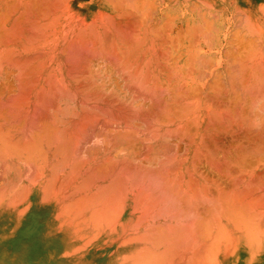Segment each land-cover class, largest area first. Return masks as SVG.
Instances as JSON below:
<instances>
[{"label": "bare ground", "instance_id": "bare-ground-1", "mask_svg": "<svg viewBox=\"0 0 264 264\" xmlns=\"http://www.w3.org/2000/svg\"><path fill=\"white\" fill-rule=\"evenodd\" d=\"M194 1L201 6L204 1L208 3L206 6L210 8V14L209 9L206 13L201 9L202 20L191 19L190 23L188 19L185 22L181 16L177 26H173L172 30L170 28L173 34L161 36L164 30L161 31L162 27H158L159 24L155 25L156 22H154L157 21V15L148 13L144 15L143 12L145 17L150 15L147 17L148 20L147 18L143 20L141 19L143 16H139L142 12H137L139 11L137 9L141 11L146 6L149 9L146 8L144 11L152 12L147 2L144 1L146 3L144 5L143 1L139 3L134 0L132 4H130L131 1L128 4L126 0L124 5L123 0L119 3L110 0L113 8L115 6L118 10H126H123L121 15L118 14L119 17H125L124 22L128 25L139 24V22L148 23L146 32L143 31L145 29L140 31L142 34L144 32L147 34V31L153 34L139 35L141 43L136 41L133 43L134 39L138 40L139 37L135 36L136 30L134 36L137 38L124 36L125 39L122 35L121 38L119 34L117 36L118 26L122 25L120 23L121 25L116 26L118 28L114 26V34L116 33L118 41L119 37L125 42L128 40L131 42L133 38L132 43H122V40L121 43L112 44L109 38L110 40H107L112 45L107 47L106 42V45L103 43L100 45L102 41L97 44L94 39L95 34L92 37L95 41L90 39L92 43L95 42L93 44L88 38L87 41L91 44H81L82 40L78 41L79 43L76 41L73 43L74 40H71V43H63L64 36L67 38V32L64 30L66 28L62 20L64 12L60 10L64 7L62 0H0V147L2 150L5 149L0 151V166L1 164L5 166L7 163L5 159L7 160L6 155L9 152L13 155L12 158L19 159L20 165L25 168L26 173L23 172V177L25 176L28 186L33 190L34 212L38 204V212L42 213L44 247L55 249L63 254L60 257V263L71 260L68 252L70 249L64 248L63 245H61L62 248L59 246L55 229L45 232L44 219H53L54 216L57 218L59 214H62V219L79 218L83 209L84 212L87 211L85 209L87 205L90 208L98 202L96 205L99 206L94 208L99 209L97 210L101 214L99 219L103 218L109 225L111 219H141L142 217L150 219L155 216L156 211L153 210L158 204L159 207L169 203L170 205L171 203L180 204L187 197L189 203L195 204L193 208L203 207V210L193 209L196 211H193L196 217L192 216L193 220L195 219L193 227L196 225L198 227L195 228L197 231L192 229L191 238L193 239L189 249L191 246L193 250L201 236L207 242L209 252L216 248L220 240H225L226 236L229 239L228 232L224 233L226 236L219 233L221 230L219 231V225L217 226L218 220L220 223L223 217L228 219L227 222L229 219L232 222L238 218L246 220L247 216L251 215L249 211L250 214L247 215L244 210L245 206L249 205L248 201L251 200L250 202L253 203L254 195L260 199V193H254L257 186H261V181H264V45L261 47L257 45V42H254L257 46H254L253 42V46L251 43L248 45L246 44L249 43L248 37L242 41L240 39L237 42L233 41L232 35L238 31L231 33L230 18L227 16L226 19H222V25L227 27L223 28L224 34L222 33L226 41L223 43L225 50L219 53L218 50L214 53L207 52L200 42L202 38L205 41L212 40L207 42L208 46H213L214 41L218 39V35L216 36L219 31L218 11L212 2H208L210 0ZM67 6L69 5L67 4L64 9ZM129 7H132L134 11H131L132 9L127 11ZM239 15L244 14L239 13ZM110 17L113 18V15ZM236 18L240 23L243 21L242 19L240 21L238 16ZM61 20L62 28H60ZM80 22L83 23L82 20ZM67 23L64 22V24ZM105 23L103 22L104 25ZM138 24L137 27L135 24L133 26L139 32ZM247 24L249 25V21ZM93 25L91 26L95 29L92 31L96 32V24ZM132 28L131 31L134 32ZM125 30L126 33L123 34L128 35L127 29ZM254 30L256 28L250 32L253 38L255 35L253 33L258 34V31L254 32ZM107 31H104L108 34L107 36H113L112 32L108 33L111 29ZM131 31H129L130 35ZM159 31L161 34H158ZM68 35L70 37L71 33ZM97 35L98 41L103 40L102 37L99 38L100 32ZM61 36H63V42L59 41ZM75 37L73 38L76 40L79 36ZM113 37L115 38V35ZM84 38L86 40V37ZM105 39L104 41H107ZM232 42L237 44L233 45ZM226 134L228 136L231 134V141L233 136H237L236 141L229 144L227 141L225 145L222 137H226L221 135ZM204 162L212 171L216 169L214 171L220 172L219 174L232 173L231 175L235 177L228 178H232L234 184L231 182L232 186L227 185L230 188H226L225 184L223 185L226 187L222 185V180L220 184L219 179L217 181L212 178L213 176L208 177L209 169L204 172L202 170ZM6 166L10 164L7 163ZM4 172L2 175H6V171ZM229 174L227 176H231ZM8 183L6 184L9 185ZM2 184H4L3 181ZM13 184L9 185V188L11 186L14 188ZM17 184L14 185L17 186ZM256 184L258 185L255 186ZM25 187L27 189V186ZM244 188H251L254 192L250 190L252 193L245 195L237 194L235 191L241 192ZM22 190L25 191L23 188ZM89 190L94 192L93 195L89 193ZM1 191L4 190L1 189ZM89 194L93 197H89ZM92 200L97 201L92 204ZM257 201L260 202V200ZM235 204L240 209L236 210L235 207L238 206ZM247 206L246 208L250 210ZM60 207H62L58 209L60 213L56 212V208ZM92 208H90L91 211L94 210ZM206 209L209 216L205 217ZM199 210L201 211L198 212ZM253 213L257 220L263 217V214L259 217L261 213L257 216L256 212ZM97 214L96 212L92 215L93 218ZM189 216L191 218V215ZM254 216L252 218L255 219ZM197 218L200 219L199 222ZM94 219H91L93 225L96 222V219L95 222L92 221ZM202 219H209L206 222L210 223L204 225ZM250 220L247 221L250 223ZM100 221L97 219L99 224ZM127 222L123 221L120 226L123 228ZM251 222L258 221L252 219ZM222 224L224 226L225 223L222 222ZM252 228L246 229L252 232ZM183 230L185 232V228ZM260 230H257L258 234H261ZM170 232L167 231V233ZM184 234L187 235L188 232ZM142 236L146 239V235ZM256 237L258 240L259 236ZM134 238L131 237L132 240ZM227 238L225 243L228 242ZM128 239L131 242L129 237ZM141 239L139 243H142ZM168 239L169 237L166 240ZM182 239L186 238H181V242ZM253 240L256 242L255 239ZM128 241L125 239L123 243L122 240L120 242L124 244ZM178 242L176 241L175 244L177 245ZM175 244L172 245L175 246ZM231 244L232 242L227 244L228 248ZM143 247L148 246L143 245ZM176 247L178 248V245ZM189 249L185 248V252ZM246 249L239 250L237 264L246 263ZM133 251L137 253L136 249L131 252ZM171 253L174 252L170 251ZM183 253L179 251L174 254L172 256L174 263L170 264H182L181 260L186 258ZM151 254L154 257L157 253L151 252L147 260ZM128 255H125V259L131 256ZM146 257H144L145 260ZM166 258L169 260L165 259L167 262L172 259L168 255ZM138 259L139 257L136 260ZM148 261L138 263L148 264ZM132 264H134L133 261Z\"/></svg>", "mask_w": 264, "mask_h": 264}, {"label": "rangeland", "instance_id": "rangeland-1", "mask_svg": "<svg viewBox=\"0 0 264 264\" xmlns=\"http://www.w3.org/2000/svg\"><path fill=\"white\" fill-rule=\"evenodd\" d=\"M111 1H113V0H111ZM115 2H117V3H119L120 2V0H114ZM141 1V0H140ZM153 1V2H152ZM64 2H66L69 6H67L66 7V9H64L65 8V6L67 5L66 3H64ZM152 2V3H151ZM188 2V3H187ZM208 2H212L211 0L210 1H208ZM62 3H63V5H64V7L63 8H61L60 10L62 11V13H63V18H62V20H63V25H64V27L66 28V29H64V30H66V32H67V38L64 36V40H63V36H61L62 38H61V40H59L60 42H63V43H71V40L73 41V43L76 41V42H80L81 40V44H86V43H90L92 40H90V39H93L92 37H94L93 35L95 34V37H94V39L97 41V44H100L99 42H101V44L100 45H102V43H103V45H106V44H108V45H106L107 47H110V45H112L113 43H117V42H120V41H122V43H127L128 41H130V40H128V41H124V39H121L122 37L123 38H125L126 36L127 37H129V36H134V34H135V30H136V32H137V34L135 35V36H141V35H143L145 32H146V30H147V28H148V23H140L139 22V24H138V27L140 28L139 29V32L137 31L138 29L137 28H135V27H137V24L136 23H133V24H135V27L133 26V24H131V25H128L126 22H124V21H126V19H125V17H119V15H121L122 13L121 12H123V10L124 11H126L125 9H120V10H118V9H116L115 8V6H114V4H113V6H114V8L111 6V3H107V0H68V1H66V0H62ZM61 3V4H62ZM153 3H154V5H155V8H153L154 7V5H153ZM190 3H191V5H190ZM198 3H199V1H198ZM213 3V2H212ZM66 4V5H65ZM150 4H152L153 6H151V8H150V10H152V12H145L144 10H146V9H141V11H140V9H137V10H139V11H137L138 13H140V12H142V13H140V15L139 16H143V12H144V15H147L146 13H148V14H150V15H157L156 16V20L158 21L159 19V21L157 22V21H154V22H156L155 23V25H158V27L160 26V27H162V29H160L161 31L162 30H164V31H162V33L163 34H161V31H159V33L158 34H161V36L163 35V36H168L169 34H173V32H171L170 31V28H171V30H172V28H174L175 26H177V23H178V21H181L179 18L182 16L183 17V19L185 20V22H187V21H189V23H190V20L191 19H193V21H200V20H202V18H201V9H203L204 10V12L206 13V12H208V9H209V14H210V8H208L207 6H206V4H208V3H206L205 1L202 3V6H201V4L200 5H197V2H195L194 0H187V1H185V0H150ZM63 5H61V7L63 6ZM125 5V4H124ZM127 5V4H126ZM196 7H195V6ZM194 6V7H193ZM68 8V9H67ZM116 9V10H115ZM132 9V7L130 8H128L127 9V11H130ZM149 9V8H148ZM197 9V10H196ZM66 12H65V11ZM149 10V11H150ZM131 11H134L133 9L131 10ZM105 12V13H104ZM66 13V14H65ZM108 15H107V14ZM117 13V14H116ZM227 13H229V15L231 14L229 11H227ZM119 14V15H118ZM167 14V15H166ZM234 15L236 14V13H233ZM237 14L239 15V13L237 12ZM99 15V16H98ZM100 15H102V16H100ZM107 16V17H105V16ZM113 15V18H114V20H113V18L112 17H110V16H112ZM150 15H148V16H143V18H141V19H143V20H145L144 18H147V17H150ZM171 16L170 18H169V16ZM174 15H176V16H174ZM66 16V17H65ZM103 16H104V18H103ZM109 16V17H108ZM138 16V15H137ZM186 16V17H185ZM225 16H226V18H227V14H225ZM76 17H78V18H76ZM99 17V18H98ZM102 17V18H101ZM229 17V16H228ZM243 17H244V15L243 16H241V15H239V17L238 18H240V21H241V19L243 20ZM72 18V19H71ZM110 18V19H109ZM122 18V19H121ZM230 18V17H229ZM102 20L103 22H106L105 23V25L103 24V22L102 21H99V20ZM105 19H107V20H105ZM119 19V20H118ZM124 19V20H123ZM149 18H147V20H148ZM170 19V20H169ZM188 19V20H187ZM209 19V23H210V18H208ZM62 20H61V25H62ZM83 21V23L82 22H80V21ZM91 20V21H90ZM105 20V21H104ZM109 20V22H107ZM118 20V21H117ZM146 20V21H147ZM165 20V22H163ZM167 20V21H166ZM173 20V21H172ZM187 20V21H186ZM207 20V19H206ZM239 19H237V21H238ZM117 21V22H116ZM173 23H172V22ZM220 21V22H219ZM64 22L65 23H67V24H64ZM92 22V23H91ZM94 22H96V23H94ZM100 22H102V24H101V26L99 25L100 24ZM119 22V23H118ZM168 22V23H167ZM217 22L219 23V31L216 33V36L218 35V39H216L215 41H214V45L212 46V45H210V46H208L209 45V41H212V40H204V38H202L201 39V42H200V44L202 45V48H204V50H206L207 52H209V53H214V52H216V50H218L217 52L219 53V51H223V49L225 50V48L226 47H223V43H226V41L224 40V37H223V35H222V33L224 34V29H226L227 27H225L224 25H222V19H221V15H220V18L219 17H217ZM230 22L232 23V21H231V18H230ZM230 22H229V24H230ZM239 22V21H238ZM88 23V24H87ZM122 25H121V24ZM160 23H162V24H160ZM175 23V24H174ZM189 23H187V24H189ZM241 23H242V21H241ZM84 24V25H83ZM93 24H96V28L98 29V31L101 33V35L99 36V38L100 37H102V39L103 40H97L98 39V31H97V29H96V32L94 31H92V29L94 30L95 28H93V26L95 27V25H93ZM109 26V28H107L108 26ZM121 25V26H118V25ZM141 24V25H140ZM154 24V23H153ZM226 24V23H225ZM239 24H240V22H239ZM239 24H235V25H239ZM63 25L60 27V28H62L63 27ZM90 25V26H89ZM91 25H93V26H91ZM140 25V26H139ZM162 25V26H161ZM70 28H69V27ZM71 26H73V27H71ZM105 26V27H104ZM107 26V27H106ZM114 26H115V28H118V32H117V36H119L120 35V37H121V35H122V37L120 38L119 37V41H118V38L116 37V33L114 34ZM116 26H118V27H116ZM125 26V27H124ZM126 26H127V28H126ZM130 26V27H129ZM172 26V27H171ZM174 26V27H173ZM205 26V25H204ZM86 27V29H84L83 30V28H85ZM112 27V28H111ZM123 27V28H122ZM134 29H133V28ZM142 27H146V28H142ZM157 27V26H156ZM167 27V28H166ZM101 28V29H100ZM102 28H103V31H102ZM121 28V29H120ZM131 28H132V30L134 31V32H132L131 31ZM205 28H207V27H205ZM221 28V29H220ZM224 28V29H223ZM111 29V31H109ZM120 29V30H119ZM123 29V30H122ZM125 29H127V32H128V35L126 34H123V33H126V30ZM129 29V30H128ZM142 29H145V30H143V31H145L143 34H142ZM167 29V30H166ZM169 29V30H168ZM72 30V31H71ZM90 30L92 31V32H90ZM101 30V31H100ZM109 32H108V31ZM117 30V29H116ZM115 30V31H116ZM141 30V31H140ZM221 30V31H220ZM75 31V32H74ZM89 31V32H88ZM104 31H107L109 34L112 32V34H113V36L115 35V38L112 36V35H109V36H107L108 34L106 33V32H104ZM120 31H123V32H120ZM129 31H131L132 33H133V35H132V33H131V35H130V32ZM226 31V30H225ZM233 31H235V29L233 28V30H232V28H231V33L232 34H234V32ZM98 32V33H97ZM105 33L104 35H103V33ZM63 33V32H62ZM71 33V36L70 37H72V39L69 37V35L68 34H70ZM75 33H76V35H75ZM90 33V34H89ZM97 33V34H96ZM121 33V34H120ZM235 33H236V31H235ZM83 34H85L84 36H83ZM119 34V35H118ZM153 34V33H152ZM150 32H148L147 31V34L145 33V35L146 36H148V35H152ZM168 34V35H167ZM231 34V35H232ZM236 34H238V35H236ZM236 34H234V35H232V40L233 41H236V40H241L242 41V39H244V38H242L241 37V35H239L240 33H236ZM88 35H90V37L88 36ZM156 35H157V32H156ZM219 35H220V38H219ZM236 35V36H235ZM75 36H79L76 40L73 38V37H75ZM83 36V37H82ZM125 36V37H124ZM133 37V38H137V37ZM140 36L137 38L138 40H135L134 39V41H133V38H132V40H131V42H128L129 44L130 43H132V41H133V43H135V41L136 42H138V43H141L140 41H142L141 40V38H140ZM160 36V35H159ZM80 37H82V38H80ZM84 37H86V40H85V38ZM96 37H97V39H96ZM104 37H107L106 39L104 38ZM126 37V38H127ZM144 37V36H143ZM76 38V37H75ZM89 39V41L90 42H88L87 40ZM109 38H111V40L109 39ZM112 38H114V39H112ZM125 38V39H126ZM68 39V40H67ZM69 39H70V41H69ZM93 39V41H95ZM104 39L105 40H110V41H112V44H111V42L110 41H108V43H107V41H104ZM116 39V40H115ZM114 40V41H113ZM208 41V42H207ZM225 41V42H224ZM241 41H238V42H241ZM78 42V43H79ZM105 42H106V44H105ZM208 43V44H206V43ZM237 42V41H236ZM234 43V42H232V44L233 45H235V44H237V43ZM77 43V44H78ZM92 43V42H91ZM90 43V44H91ZM93 43H95V42H93ZM92 43V44H93ZM121 43V42H120ZM220 43V44H219ZM114 44V45H115ZM210 44H212V42L210 43ZM205 46H207V47H205ZM211 47H212V50H211ZM217 47V48H216ZM209 48V49H208ZM218 58V57H217ZM219 58H220V56H219ZM242 131L240 130V133H241ZM221 136H225L227 139L229 138V140H227L226 138H224V137H222V141H223V143L225 144V145H227V141H228V144L229 143H233L234 141H236V137L237 136H233L234 138L232 139L233 141H231L230 139L232 138V136H231V134L228 136L227 134L226 135H221ZM231 137V138H230ZM236 138V139H235ZM230 141V142H229ZM222 143V144H223ZM224 144H223V146H224ZM0 146H1V144H0ZM3 150H5V149H3ZM2 150V148L0 147V151H3ZM5 152V151H4ZM6 154H7V152H6ZM12 156L13 155H10V153L8 152V154L6 155V158H7V160L5 159V161L8 163V165L10 164V166H6L7 165V163L5 164V166H2V165H4V164H1V166H0V175L2 174V172H4V171H6V175H5V177L7 178V179H9V178H14L15 177V173H19V169L21 168V170H25V168H23L21 165H20V163H19V159H15V157H13L12 158ZM10 157V158H9ZM10 159V160H9ZM16 162V164H12V162ZM206 162H204L203 163V165H202V170H203V172L204 171H206V170H208L207 172V174H210V175H208V177L210 176V177H212V178H214L215 180H217V179H219L220 181H218V182H220V184L222 183V185L223 184H225L226 186L228 185V186H232L231 184L233 183L234 184V180L231 178V179H229L230 177H235L234 175L232 176L231 174L232 173H230L229 174V172H226V173H228L229 175H231V176H227L226 174H219L220 172H216V171H214V170H216V169H213V171H212V169L206 164ZM7 168V169H6ZM10 168V169H9ZM12 168H13V170H12ZM23 168V169H22ZM2 169V170H1ZM11 170V171H9V170ZM17 171V172H16ZM14 172V173H13ZM225 172V171H224ZM206 173V172H205ZM206 174V175H207ZM226 175V176H225ZM229 177V178H228ZM212 178H210V179H212ZM221 180H222V182H221ZM228 180V181H227ZM231 180V181H230ZM233 180V181H232ZM229 182V183H228ZM232 182V183H231ZM28 183V182H27ZM231 183V184H230ZM260 183V182H259ZM264 181H261V186H257L258 184H256L255 186H257V188H259L258 190H257V188H256V191H255V193L254 194H259L260 195V199H258L259 197L257 196V195H254L255 197H254V199L256 200H254L253 201V203L255 204V205H252L253 203H251L250 201H248L249 202V205L247 206V207H249V209L252 211H250V210H248L247 208H246V206H245V208H244V210L246 211V214L248 215V214H250L251 213V215H253L254 216V213L253 212H256V216L257 215H259L260 213H261V215L259 216V217H261L262 216V214H263V217L261 218V219H258L257 220V217H255V219L254 218H252L253 216H251V218H249L250 216H247V218L248 219H243L242 218V220H241V218L239 219L238 218V215H237V220L236 219H234V220H236V221H239L240 220V222H237L236 223V221H234V220H232V222L230 221L231 219H229V221L227 222V220H226V218H224L223 217V219H220L221 220V223L219 222V220H218V224H217V226H218V229H219V233H226V232H228L229 234V239L227 238V236L225 237L224 235V237H225V240L224 239H222V240H220V242L216 245V248L215 249H212L213 250V252H211V251H209L208 252V247H207V242L206 241H204L202 238H201V236H200V239H199V241L197 242V244H195V247L193 248V250H191V246H190V249H189V245H190V243H192V239L193 238H191V235H193L191 232L195 229V228H197L198 227V225H196V227H193V226H195L194 224V222H195V219L193 220V217L192 216H194V213H193V209H201V210H203L202 208L203 207H200V206H197V207H195V208H193L194 206H195V204L192 202H188V198L186 197V200L184 201L183 200V203H180L181 204V206H180V204L179 203H171V205H170V203L168 204V203H166V204H168V205H163V207H162V205L159 207V204L157 205V207L155 206V208H154V206H152L155 210H153V211H159V212H155V216H152L150 219H144L143 217V219L141 218H139V219H111L112 221H109V225H107V223H108V221H104L103 220V218L102 219H99V212L97 211V210H99V209H96V208H94V206H96V207H98L96 204H98V202L97 203H95L94 204V202H96L97 200H95L94 202H93V200H92V204H94V206L92 205L91 207H93L94 208V210H93V208H92V210L93 211H95V212H93V211H91V207L89 208L88 207V205L86 206L87 208H89V209H87V208H85L87 211L86 212H84V209H83V212H82V215H81V217H79V218H73V219H62V214L60 215L59 214V216L57 217V218H59V219H57L56 218V216H54L55 218H53V219H44V227H45V232H47V231H51V230H54L55 229V231H56V237H58L59 238V246L62 248L63 246H64V248H68V249H70L68 252H69V255H70V258H71V260H70V262H72V264H124L125 262H126V264H132V261H133V263L135 264H143V263H146V261H148V260H151V261H148L147 263L148 264H151L150 262H152L153 263V261H154V263L153 264H170L171 262H173L172 260H173V258L174 257H172L174 254H177L179 251L180 252H184L185 253V255H184V257H186V258H183V260H181V262H182V264H237L238 263V261H239V254H240V252H239V250H241L242 248H247L246 249V252H247V257H246V263L245 264H264V229H262L263 227H264V202H262V201H264L263 200V198H264ZM225 185H223V186H225ZM225 186V187H226ZM226 187V188H230V187ZM255 186H254V188L253 187H251V188H253V190L255 189ZM222 187V186H221ZM249 189V188H244V190L243 191H241V192H238L237 190H235L236 191V193L238 194V193H241V194H247V193H252L250 190H252V189ZM252 190V191H253ZM233 191V190H232ZM263 193H262V192ZM91 192V194L92 193H94L93 191H90L89 190V193ZM254 192V191H253ZM261 194H263L262 196L263 197H261ZM93 195V194H92ZM92 195H90L89 194V197H91ZM93 197V196H92ZM247 200H249V199H247ZM257 200H260V202L259 201H257ZM190 201V200H189ZM187 202V203H186ZM89 203V202H88ZM91 203V202H90ZM185 203V204H184ZM189 203V204H188ZM178 204V205H177ZM184 206H183V205ZM194 204V205H193ZM191 205V206H190ZM193 205V206H192ZM206 205H209V204H206ZM235 205H237V204H235ZM234 205V206H235ZM263 205V206H262ZM89 206H90V204H89ZM178 206H180V207H178ZM183 206V207H182ZM190 206V207H189ZM233 206V207H234ZM238 206V205H237ZM175 209H173V208ZM191 208V209H190ZM222 208V207H221ZM220 208V209H221ZM237 208H239L240 209V207L238 206V207H235V209L237 210ZM58 209L60 210V209H62V207H60V208H56V212H58V213H60L59 211H58ZM157 209H159V210H157ZM218 209V208H217ZM247 209V210H246ZM139 210H141V209H139ZM178 210H179V212H178ZM201 210H199L198 212H200ZM234 210V209H233ZM236 210H234V211H236ZM206 211H207V209H206ZM220 211V210H219ZM221 211H222V209H221ZM250 213H249V212ZM98 213L97 214V216L95 215V219L97 218L98 219V221H100V220H103V221H100V224H102V226H100V224H99V222H97V219H96V222H95V219L93 218V216L92 215H94V214H91V213ZM194 212H196V211H194ZM263 212V213H262ZM88 213H90L89 215H88ZM188 213V214H187ZM191 213V214H190ZM206 213V214H205ZM204 214V216L206 217V216H209L208 215V211L207 212H205ZM237 213H238V211H237ZM57 214V213H56ZM195 214H197V213H195ZM210 214V213H209ZM234 214V213H233ZM84 215H87V216H84ZM101 215V214H100ZM153 215H154V212H153ZM189 215H191V218H190V216ZM236 215V214H235ZM83 216V217H82ZM88 216H90V217H88ZM194 217H196V216H194ZM242 217V216H241ZM258 217V218H259ZM61 218V219H60ZM89 218H90V222L88 223V220H89ZM91 219H94V220H92L93 222H95V225H93L92 223H91ZM198 219V222H199V220L201 219V217H200V219L199 218H197ZM253 219V221H258V222H251V220ZM85 220V222H82V221H84ZM106 220V219H105ZM113 220H114V222H113ZM117 220V221H116ZM203 220V223H205L204 225H207L208 223H210V222H206V221H209V219H202ZM201 220V221H202ZM247 220H250V223H249V221H247ZM260 220V221H259ZM120 221H128L127 223H125L124 224V226H123V228L120 226L121 224H122V222L120 223ZM210 221H212L211 219H210ZM217 221V220H216ZM244 221H247L246 223H243ZM107 222V223H106ZM111 222V223H110ZM113 222V223H112ZM118 222H119V224H118ZM214 222V221H213ZM222 222L223 223H225L224 224V226H225V228L224 229H221V228H223L224 226H223V224H222ZM235 222V223H234ZM76 223V224H75ZM106 225H105V224ZM215 223V222H214ZM217 223V222H216ZM233 223V224H232ZM240 223V224H239ZM242 223H243V225H242ZM257 223H260L259 225H261L260 227V229H262V231L259 229V225L257 224ZM96 224H98V226L96 225ZM112 224V225H111ZM213 224V223H212ZM220 224H221V226H220ZM235 224V225H234ZM256 224V225H255ZM110 225H111V227H110ZM240 225V226H239ZM252 225V226H251ZM258 225V226H257ZM233 226H237L236 228H238V229H240L239 227H241V229H242V227H243V229L241 230H238V229H236L235 227H233ZM239 226V227H238ZM250 228H249V227ZM257 227V229H256V227ZM82 227V228H81ZM94 227V228H93ZM187 227H188V229H189V231H188V229H187ZM253 227V228H252ZM185 228V232H184V229ZM194 228V229H193ZM227 228V229H226ZM246 228H248V229H251L252 228V232H251V230H248V229H246ZM255 228V232L253 231V229ZM61 229V230H60ZM191 229V230H190ZM193 229V230H192ZM225 229L227 230V231H225ZM228 229H230V230H228ZM245 229V230H244ZM115 230V231H114ZM159 230V231H158ZM165 230V231H164ZM196 231H197V229H195ZM223 230H224V232H223ZM233 230V231H232ZM246 230H248V231H246ZM257 230H260L259 231V233H261V234H258V231ZM167 231L168 232H170V233H167ZM178 231V232H177ZM182 233H180V232ZM183 231V232H182ZM166 232V233H165ZM176 232V233H175ZM188 232V234L186 235V234H184V233H187ZM252 233V235H251V233ZM59 233V234H58ZM154 233L156 234V235H154ZM172 233V234H171ZM245 233V234H244ZM247 233V234H246ZM256 233V234H255ZM263 233V234H262ZM158 234V235H157ZM168 234V235H167ZM171 234V235H170ZM174 234V235H173ZM179 236H178V235ZM181 234V235H180ZM227 234V233H226ZM254 234V235H253ZM47 235V234H46ZM45 235V236H46ZM142 235H146V239H143L142 237ZM154 235V236H153ZM161 235V236H160ZM185 235V236H184ZM190 235V236H189ZM220 235V234H219ZM247 235V236H246ZM253 236V237H251V236ZM258 235L259 237H258V240H256V236ZM119 236V237H118ZM132 238H134L133 240L131 239V237ZM150 237V238H148V237ZM187 236H189V237H187ZM251 238H250V237ZM128 237L131 239V242H133L132 244H131V242H130V240L128 239ZM137 237V238H136ZM156 237H159V238H157L156 239ZM169 237V239H168V241L166 240L167 238ZM172 237V238H171ZM186 238V239H182V242L180 241V239L181 238ZM223 237V238H224ZM230 237H232V238H230ZM123 238V239H122ZM128 241V242H124V244H121V240H122V243H123V241H125V239ZM139 238V239H138ZM145 240V242H143V240ZM144 238H145V236H144ZM155 238V239H154ZM171 238V239H170ZM178 238V239H177ZM180 238V239H179ZM191 238V239H190ZM226 238L228 239L227 241V243H225V241H226ZM249 238V239H248ZM141 239V242L142 243H139L140 240ZM152 239V240H151ZM154 239V240H153ZM189 241H188V240ZM232 239V240H231ZM251 239H252V241H251ZM253 239H255V241L256 242H254V240ZM259 239H260V241H259ZM58 240V239H57ZM90 240V241H89ZM138 240V241H137ZM149 240H151V241H149ZM158 240V241H157ZM167 241V244L166 245H164L165 243H166V241ZM178 242V240H179V242L180 243H182V244H180L179 242H178V248L180 247L181 248V250H180V248H179V250H178V248L176 247L177 245L175 244V242L176 241ZM191 240V241H190ZM230 240V241H229ZM135 241H137V243L135 242ZM147 241V242H146ZM164 241V242H163ZM170 241H172L171 242V244L169 245V242ZM185 241V242H184ZM236 241V242H235ZM258 241V242H257ZM157 242V243H156ZM188 242V243H187ZM223 242H224V244H223ZM232 242V244L230 245V247L228 248V246H227V244L229 245V243H231ZM260 242V243H259ZM145 243V244H144ZM155 243V244H154ZM175 244V246H173L172 244ZM234 243V244H233ZM127 246H126V245ZM154 244V245H153ZM156 244H158L157 246H156ZM163 244V245H162ZM257 244H259V245H257ZM61 245H63V246H61ZM122 245V246H121ZM131 245V246H130ZM143 245H147L148 247H149V249H148V247L147 248H145V247H143ZM152 245V246H151ZM167 245H169V246H167ZM218 245H220V247H218ZM234 245V246H233ZM135 246H138V247H140V249L138 250V247H136L135 248ZM171 246H173L172 247V249H171ZM187 246H188V248H187ZM224 246H225V248H224ZM143 247V248H142ZM159 247V248H158ZM175 247V248H174ZM142 248V249H141ZM167 248H170V249H167ZM185 248L186 249H189L188 251L186 250V252H185ZM220 248V249H219ZM135 250L136 249V252L137 253H135L134 251H133V253L131 252L132 250ZM159 249V250H158ZM165 251V253H164V251ZM217 249V250H216ZM220 251H219V250ZM144 250V251H143ZM155 250H157V251H155ZM160 250H162L161 252H160ZM174 250V251H173ZM177 250V251H176ZM139 251H141V252H139ZM159 251V252H158ZM170 251L171 252H174V253H171L170 254ZM219 251V252H218ZM151 252H154L156 255L153 257V255L151 254V257H149V259L147 260V258H148V256L150 255V253ZM177 252V253H176ZM217 252V253H216ZM130 253H132V254H130ZM138 253H140V255H138ZM183 253V254H184ZM191 253V254H190ZM127 254H129V255H131V256H129V257H132V255L133 254H135V255H138V256H135V255H133V257H135V258H130L129 259V257L127 258V259H125V255H127ZM147 254V255H146ZM162 254H164V255H162ZM180 254V253H179ZM211 256H210V255ZM141 255H144V256H141ZM159 255V256H158ZM168 255V257L169 258H172V259H170V262H167L165 259H167L168 260V258H166V256ZM182 255V254H181ZM181 255H176V256H180V257H182ZM215 255V256H214ZM142 258H141V257ZM147 256V257H146ZM171 256V257H170ZM213 256V257H212ZM139 257V259H141V261H145V262H143V263H138V262H141L139 259L138 260H136L137 258ZM144 257H146V260H145V258ZM152 257H153V259H152ZM164 260H163V259ZM123 259H124V261H123ZM132 259V260H131ZM162 259V260H161ZM136 260V261H135ZM161 260V261H160ZM156 261H157V263H156ZM162 261H163V263H162ZM164 261H166V262H164ZM169 261V260H168ZM68 260H67V263H70ZM131 262V263H130ZM174 263V262H173ZM172 263V264H173ZM71 264V263H70Z\"/></svg>", "mask_w": 264, "mask_h": 264}, {"label": "crops", "instance_id": "crops-1", "mask_svg": "<svg viewBox=\"0 0 264 264\" xmlns=\"http://www.w3.org/2000/svg\"><path fill=\"white\" fill-rule=\"evenodd\" d=\"M125 1L126 0H123L124 4ZM133 1L134 0H128V4H132ZM142 1L144 5H146L145 2H147V5H150L149 7L153 6L150 4V0ZM142 1L136 0V2L139 3ZM212 2L215 9L218 11L219 18L221 15V19H226L225 14H227V11L231 13L228 15L232 21V23L230 22V27L232 30L234 28L236 32L238 31L237 33H240L242 38L247 39L248 37V41H246L249 43L246 44L250 45L252 42H257V45L263 47L264 0H212ZM107 3H111L110 0H107ZM138 7L140 8V4ZM144 8L146 9L148 6ZM236 11L246 16L243 18L242 23L237 25L238 28L235 24L238 23L236 17H239V15L233 14L237 13ZM244 19L247 22L249 21V25L251 24L250 26L252 28L249 27L247 22L245 23ZM254 27L256 28L254 32L258 31V34L257 32L253 33L255 34V39L252 37V33L250 35V32H253L252 29H255ZM256 36L260 37L261 40L258 37L256 38ZM243 41L245 42V40ZM258 42L260 44H258ZM257 45L255 44L254 46ZM251 46H253V44ZM19 171V173H15L13 179H7L4 175H0V264H72L69 260L70 263H60V257L63 254L52 248L45 249L42 213L38 212V204L34 212L32 187L28 186L27 179L25 176L23 177L24 173H26L24 172L25 170H21L20 168ZM19 176L21 178H19ZM2 181L4 184H2ZM12 181L14 184L18 183L17 186L14 185ZM6 183L9 185L13 184L14 188L12 186L9 188V185ZM25 186H27V189ZM22 188L25 189V191H23ZM1 189L4 191H1ZM27 192H29V194H27Z\"/></svg>", "mask_w": 264, "mask_h": 264}]
</instances>
